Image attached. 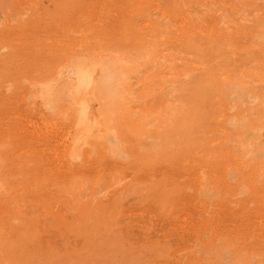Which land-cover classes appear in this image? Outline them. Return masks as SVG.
Here are the masks:
<instances>
[{
  "label": "rangeland",
  "instance_id": "1",
  "mask_svg": "<svg viewBox=\"0 0 264 264\" xmlns=\"http://www.w3.org/2000/svg\"><path fill=\"white\" fill-rule=\"evenodd\" d=\"M220 16L264 27V0H0V264L264 263V199L254 184L264 156L243 169L223 154L220 100L224 74L236 73L243 56L261 70L264 50H252L244 36L220 61L219 49L172 41L188 21L204 36ZM107 34H152L167 54L164 64H176L152 66L151 42L131 51L139 58L130 82L133 120L149 119L164 134H125V157L101 160L91 151L88 164L70 172L54 140L62 123L52 114L39 119L22 95L31 74L50 68L44 53ZM244 111L242 125L253 122L254 111ZM200 170L207 182L198 186Z\"/></svg>",
  "mask_w": 264,
  "mask_h": 264
},
{
  "label": "bare ground",
  "instance_id": "2",
  "mask_svg": "<svg viewBox=\"0 0 264 264\" xmlns=\"http://www.w3.org/2000/svg\"><path fill=\"white\" fill-rule=\"evenodd\" d=\"M234 8L237 7L234 5ZM248 19L249 18L247 17H242L238 19L239 21L233 20L232 22H226L221 16L214 17L209 21L210 28L203 33L204 36H199L197 34L198 27L197 25L192 24L190 20L177 29L179 33L178 35L172 36L174 37L172 41H182L184 44L199 48L211 47L213 49H219L217 56L220 61H228L224 56L225 49L227 47L235 48L234 45H236V39L240 37L247 36L250 38V47L252 50H264V27L259 26V23L257 22L252 25L247 24L248 22L250 23ZM106 26L101 27L103 28V31ZM110 26L113 27V23ZM181 28H185L187 32L184 33L183 31L184 34L181 33ZM99 31L100 33L102 32L101 29ZM156 33H158V31ZM109 35L110 36L107 34V36H104L102 39L79 40L71 43L63 50L56 49L51 53H44V56L50 62V68L47 71H40L36 75L31 74L29 87L25 90L24 95H22L23 102L28 106H26V109L29 108L30 111L35 112L36 116H39V119H45L48 114H52L62 123L60 132L56 133L54 140L56 141L55 143H57L55 146H58V150H60V160L70 172L76 168H80L85 162L87 163L92 157V155L90 156L91 151L96 152L101 160L110 159L115 161V157L120 156L122 153V146L131 141L125 134L135 135L136 138L138 137L140 140L146 137H151L152 134H156L155 137L160 133L162 134L159 136L164 134L161 125H158L156 129L151 130L150 128L152 127L151 125L153 122L149 119L142 122L133 120V91H131L130 82L132 77L135 76L133 74L135 72L137 73L135 68L137 66L136 62L139 58L135 59L132 56L131 51L135 47L144 46L146 42H151L150 44L156 47L151 50V53L149 52L148 54H145L147 60L151 62L152 66L157 68H164L167 66L175 68L176 64H164L166 62L164 56L167 54L160 51L159 46L161 45L159 44V41L158 43L151 41L152 34H150V37L148 36V38H146L145 35L131 37L130 35L123 34L120 38H116L113 36L114 34ZM246 57H240L238 59L240 62L234 65L236 66L234 69L237 72L246 73L249 77L252 76V79L250 78L251 80L248 83L247 81L238 78L236 75L237 72L232 76L224 74L223 79L220 81L222 94L225 95V98L224 95L220 97L221 106L223 107V111L225 110V112H223L224 121L222 130L226 132L227 138L224 141L223 154L228 155L231 160H233L235 163L234 166L242 167L243 169L250 165L249 161L254 157L264 156V114H259L257 107V105L264 107V68L261 70H253L252 67L247 66V63L250 61ZM158 74L159 76L163 74L162 69ZM203 75L202 78L204 77ZM226 85L227 87L224 88ZM162 92V87H159V93ZM144 96L147 97L149 95L146 94ZM255 102L257 103L255 106H247V103L251 105ZM175 104H177V102ZM243 104H246L245 109H243L244 107L242 108ZM179 106L180 105H178V107ZM189 107L191 108V106ZM235 108L241 112L236 111ZM244 110L254 111L253 113L255 116L252 118L254 119V121L252 120L253 122L248 124H245V122V125H242L244 116L241 114ZM190 111L191 110H189V112ZM48 117L50 116L48 115ZM56 118H54V120ZM245 119L247 118L245 117ZM186 125L188 126L187 123ZM155 137L153 136V139ZM207 151L209 152V150ZM57 156H59V154ZM259 161L255 167L254 184L259 188V191L261 192L260 195H262V199H264V182L261 180V178L264 177V161H261V159ZM200 173L196 177L198 186L207 182V179H205L202 173ZM226 173L227 172H225L224 175L228 174ZM225 181H228L227 177H225ZM210 261L212 260L210 259Z\"/></svg>",
  "mask_w": 264,
  "mask_h": 264
}]
</instances>
